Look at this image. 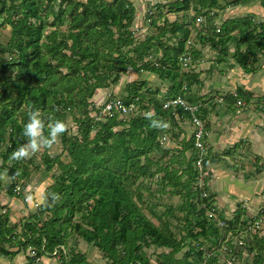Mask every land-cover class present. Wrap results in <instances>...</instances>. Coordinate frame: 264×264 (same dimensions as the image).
I'll list each match as a JSON object with an SVG mask.
<instances>
[{
  "label": "trees",
  "instance_id": "16d2710c",
  "mask_svg": "<svg viewBox=\"0 0 264 264\" xmlns=\"http://www.w3.org/2000/svg\"><path fill=\"white\" fill-rule=\"evenodd\" d=\"M168 1L153 7L161 15L158 19L152 10V15L147 14L156 32L137 37L133 30L137 8L132 0H0V27L11 28L9 42H0V173L7 170L11 179L7 193L22 199L32 172L41 168L35 155L22 161L10 159L25 142L22 129L29 105L41 111L45 135L50 118L66 122L67 131L60 140L71 160L64 162L61 154L43 150L44 172L53 174L55 183L48 187L40 211L21 224V233L19 225H9L7 213L0 215L1 256L14 260L33 248L35 257L57 251L62 264H90L81 253L68 257V238L78 236L94 245L110 264H152L147 253L152 247L158 264H225L220 256L227 260L232 253L241 261L245 246L235 247L233 240L243 242L242 235L258 219L243 218L240 209L232 219L219 212L215 195L206 187L211 171L205 177L206 189L198 185L212 161L207 157L202 167L197 166L196 132L187 135L172 155L165 144L180 119L194 122L186 107L199 108L195 116L203 123L204 141L209 132L204 106L214 99L195 95L193 88L201 84L200 75L183 69L202 57L191 46L193 34L197 33V42L211 44L225 60L231 57L243 71L253 74L260 56L264 57V21L256 22L250 14L229 18L220 28L216 25L220 12L253 0H228L226 4L221 0ZM259 1L264 8V0ZM165 7L172 13L193 10L194 15L187 24L171 22L161 12ZM230 45H234V53ZM129 70L153 74L170 87L163 93L159 88L148 89L147 80L133 81L126 85L123 96H112L107 102L120 98L138 112L121 115L114 110L106 120L96 121L92 112L105 105L91 100L98 90L120 83ZM179 98L186 107L165 108L167 102ZM253 99L251 92L239 88L220 103L231 111ZM259 100L257 106L264 112V96ZM151 109L152 119L165 121L167 128H154L146 115H139ZM69 116L78 126V135L68 129ZM212 159L215 162L218 157ZM56 166L61 174L55 172ZM17 171L20 174L14 175ZM4 187L0 180V189ZM52 192L61 199L49 207ZM166 195L179 197L181 203H165ZM213 211L224 226L209 217ZM252 234L248 247L252 264H264V236ZM223 246L228 254L213 251Z\"/></svg>",
  "mask_w": 264,
  "mask_h": 264
},
{
  "label": "rangeland",
  "instance_id": "374dc122",
  "mask_svg": "<svg viewBox=\"0 0 264 264\" xmlns=\"http://www.w3.org/2000/svg\"><path fill=\"white\" fill-rule=\"evenodd\" d=\"M135 7L137 8V20L135 22V25L133 27V30L136 32L137 37H146L148 34L155 33V28H153L150 25L149 20L146 18L147 14L150 15V11H153V17L159 18L161 17L160 13H156L154 11V6L161 3V4H168L170 1L168 0H132ZM223 4H226L228 0H221ZM171 10V9H170ZM169 10V8H164L163 15L167 17L168 20L171 22L178 20L179 23H189L191 15H194V11H190L188 13H172ZM254 15L256 22H262L264 21V8L262 7L259 0H253L251 2H248L246 5L239 6V7H229L226 11L220 12L219 18L216 20V25L218 28H220L223 23L229 19V18H236L246 15ZM161 19V18H160ZM202 21H205L203 19ZM163 23L160 22L159 25H162ZM11 35V28L8 26H1L0 27V42L4 45H6L9 42ZM197 33L195 32L193 34V38L191 39V46L196 47L197 51H200L202 53V57L200 60H197L196 62L192 61L188 62L191 67H184L185 73H197L200 75V85H195L193 88L195 95H202L209 99H214V103L216 101H219V104H209L207 107V115L205 116L206 122L205 124H209L211 127V130L209 132V144L207 145V149L204 152V158L206 159L208 157V160L212 162H208V172L206 174H203L202 177L199 179L198 185L206 189V187H210L211 191L210 193H213L215 195V201L216 205L219 209V212H224L226 214V219H232L234 217V214L237 212V210L240 209L242 211L241 213L244 214L243 218L249 219L250 217L256 218V215L260 213L259 208L262 210L264 209V198L260 195V207L257 205L253 206V200L256 199V195H251L249 191H247L245 194H240V192H234V188L238 189L239 187L235 184L236 181L240 182L242 180V176H245L246 183H251L253 179V175L255 176L257 173V170H259V167L255 165L253 156H262L261 154H254V152L257 151L255 147H252V145H248V143H244V147L242 148L240 146H235V142L239 140L240 138L246 137V133H244L242 136H238L237 140H233L234 142L227 145L226 142H221L216 140V137L219 139L217 131H215V128L221 129L222 131H226L224 127H221V124H226L225 122L228 119L230 120L231 127L232 124L242 126L244 122H246L247 115H249V111H254L258 117L262 118L264 116V112L260 109V107L257 106V104L260 102L259 98L264 96V81H261V72L264 71V57L263 55L260 56V62L256 65V72L253 74H247L243 69L237 65L231 57H229L227 60H225V57L219 55L218 52H216L212 47L211 44H208L204 46L203 44H200L199 41L197 42L196 39ZM234 45H230L231 53H234ZM194 60V59H193ZM262 64V68H259ZM262 70V71H260ZM260 71V73L258 72ZM255 75V76H254ZM138 79L141 80H147V88L152 90H158V88L163 93H166L168 88L170 87V84L165 81L163 82L161 79H159L157 76L150 74L148 72H141V73H135L132 70H129L127 75H123L121 78L120 83L113 84L109 88H106L104 90H98L95 97L91 100L95 102L98 106L104 105L109 98L112 96L121 97L123 96L125 92L126 85L137 81ZM239 88H244L247 92H251L254 95L253 102L251 104H248V107H245L244 102L239 103L235 110L232 108L231 111H229L228 106L225 104L220 103L222 99L225 97V95H228L229 93H236ZM0 91H1V85H0ZM258 92V93H257ZM207 98V99H208ZM250 105V106H249ZM138 112V108H136ZM249 110V111H248ZM228 111V116L230 118L223 119V116H225ZM151 112L152 115H154V110L151 109L148 112H140L139 115H146L147 113ZM94 115V112H92V116ZM132 116H129L130 118ZM254 117V116H253ZM225 121V122H224ZM228 122V121H227ZM259 123L260 121L254 120L251 125H249L248 133L251 131V129L254 127L255 124ZM194 122L188 120V119H180L178 121L179 127H176L174 129V132L168 134L166 136V148H170L172 151L171 155L177 152L178 148H181L183 140L188 135V138L192 133L196 132V127L193 125ZM217 123H221L220 125ZM261 124V122L259 123ZM219 125V127H218ZM215 127V128H214ZM68 129L70 130L71 134L78 135V126L76 125L75 121L72 120V117L69 116L68 119ZM121 128H115L114 131H118ZM210 129V128H209ZM220 130V131H221ZM183 131H186V135L183 134ZM225 133V132H224ZM96 134V132H93V135ZM246 139V138H244ZM247 140H251V137H248ZM212 141V142H211ZM227 145V146H226ZM219 147V148H218ZM5 148V147H4ZM1 149V150H4ZM210 150V151H209ZM209 151V152H208ZM41 153H43V150L35 155L36 159V165H40V171L32 172V177L26 182V190L22 192L23 198L19 201L16 200L15 197L9 196L7 193V187L11 183V179L8 178V180L5 182V187L3 188L4 193H0L1 195V201L0 203H9L10 200L13 199V203L10 205H4L3 208L0 204V215H4L7 213V216L10 218V224L9 225H19L18 226V233H21L22 225L26 219L30 215H36L40 211V207L43 206V204L46 203L47 200V189L49 186L53 185L55 183V178L53 177V174L45 173L44 169L45 164L41 160ZM51 153L54 156L62 155V161L64 162H70V157H68L67 152H63L61 140L59 139L58 142L53 146L51 149ZM229 153V154H228ZM188 156H190V152L187 153ZM213 156L218 157V159L214 162ZM199 158H200V152H199ZM212 159V160H211ZM263 157L260 158V163L263 165ZM0 165H2V157L0 156ZM198 166V165H197ZM199 167V166H198ZM60 168L56 166L55 172L57 174H61ZM212 171V177L210 179V185L205 187V177L208 176V173ZM264 178H260L259 180H263ZM248 186V185H247ZM249 187V186H248ZM249 190H251L249 188ZM29 196L31 199L29 201L25 200V196ZM6 197V199H5ZM12 199H11V198ZM8 201V202H7ZM163 201L167 204H174L177 206L181 203V199L179 197H171L170 195H166L163 197ZM17 207H20V210H17ZM263 207V208H262ZM256 208V209H255ZM5 209L7 211H5ZM240 213V212H239ZM253 213V214H252ZM147 215L149 213L146 212ZM150 216V215H149ZM257 219V218H256ZM156 224L158 222L154 220ZM42 222L39 223V225ZM21 225V227H20ZM258 226V225H257ZM259 227V226H258ZM263 228L260 224V228H256L254 230L255 233H258ZM263 234V233H262ZM260 233V235H262ZM252 233L249 232L246 233V236L242 238L246 240L248 243V246L245 245V249L243 250V254L241 256V264H252L253 261V254L249 251L250 242L252 241ZM264 236V235H262ZM233 243L235 247L243 248L240 242L238 241V238L233 240ZM31 247V246H30ZM67 253L69 259H72L75 254H84L87 258L88 263L90 264H110V261L105 259L102 252H100L94 245L88 244L84 239L78 237V236H71L68 238L67 241ZM220 247H215L213 251L219 250ZM74 250V251H73ZM34 251L33 248H29L27 251L22 252L19 254V257L17 258V261H26L30 259L29 257L32 256V252ZM155 249L154 247L147 249L148 255L151 257L152 264H158V258L154 256ZM184 253V252H183ZM224 254V253H223ZM1 256V255H0ZM2 258V257H1ZM43 260H45V263L48 264L49 261L61 264L62 263V257L60 255H54V257H51L50 253H46L43 255ZM178 258H183L182 254H179ZM220 262H225L224 257L220 256ZM205 264V263H204ZM210 264V262H209Z\"/></svg>",
  "mask_w": 264,
  "mask_h": 264
},
{
  "label": "crops",
  "instance_id": "0c3cea01",
  "mask_svg": "<svg viewBox=\"0 0 264 264\" xmlns=\"http://www.w3.org/2000/svg\"><path fill=\"white\" fill-rule=\"evenodd\" d=\"M259 68H262V64L260 65ZM260 71H262V70H260ZM260 71H258V72L260 73ZM261 75L263 76V77H261L262 78L261 81H264V71L261 72ZM244 106L245 107H248V104H244ZM225 114L226 115L223 116V119L230 118L228 116V111ZM247 116L248 117L246 119V122H244L242 126H239V125H235L234 126V124H232V127H231L230 126L231 125L230 120H232V118H231V119H228L227 120L228 122L227 121L226 122L224 121L226 124L217 123L219 125L221 124V127H224V129H226V131H222L221 129H220L221 130L220 131L218 128H215V127L214 128H215V131H217L218 136H219V139L216 137V140L221 141V142H226L227 145H229L230 143L234 142L233 140L236 141L237 138H238V136H242L244 133H246L247 135H246V137H244L246 139H244L242 137L239 140H237V142H235L234 145L235 146L236 145L237 146H240L241 145V147L243 148L244 147V143H248L249 142L248 145H252V147H255L257 149V151L254 152V154H258L259 153V154L262 155V156H259L258 155V156H255V157L253 156L255 165L257 167H259V170H257V173H256L255 176L253 175V179H252L251 183L250 182L249 183H246L247 181H246L245 176H242V178H241L242 180H240V182H237L236 181V183H235L239 188L238 189H235L234 188V192H233V193H235V192L242 191V192H240V194L243 195L247 191H249L251 193V195H253V194L256 195V197H255L256 199H254L252 201L253 202L252 203L253 206H256V203H257V205L260 207V202H261V200L259 199L260 198V195H261V197L264 198V179L263 180H259L260 178H264V166H260L262 164V162L261 163L259 162L260 161V158L263 157V155H264V116L262 118H260V117H258V115H256V113H254V111H251V110L249 111V115H247ZM257 119L261 122V124H259L260 122L259 123L257 122V124H255L254 127L251 129V131L248 133V129L250 128L249 125H251V123H253L254 120H257ZM219 125H218V127H219ZM210 130H211V127L209 129V132H210ZM209 132L207 134V139H206L207 145H210L209 142H208V140H209ZM248 137H251L252 141L251 140H247ZM263 165H264V160H263ZM249 188L251 190H249ZM2 190H3V188L0 189V193L1 192L4 193ZM5 199H6V197H5ZM1 200L2 199H1V195H0V201ZM16 200L19 201V199H17V198H16ZM10 201H11V204H12L13 203L12 202L13 199L10 200ZM10 201H9V203H6V204H4V203H0V204L4 208L5 207L4 205H10ZM14 204L15 203H13V205ZM17 210L19 211L20 210V207H17ZM259 210H260V213H258V215H256V218L263 221V224L261 225V226H263V228L258 233L259 234L260 233L261 234L263 233L262 235H264V209L261 210L259 208ZM5 211H7V210L5 209ZM54 255H51V257L53 258ZM17 257H19V255ZM43 261H44V264H46L45 263V260H43ZM15 263H17V264H31V260L28 259L27 262L26 261H19V260L17 261V258H15L14 260H10V259H8V258H6L4 256H0V264H15ZM48 264H58V263H55V262L52 263V261H49Z\"/></svg>",
  "mask_w": 264,
  "mask_h": 264
},
{
  "label": "clouds",
  "instance_id": "9594fccd",
  "mask_svg": "<svg viewBox=\"0 0 264 264\" xmlns=\"http://www.w3.org/2000/svg\"><path fill=\"white\" fill-rule=\"evenodd\" d=\"M27 123L23 125L22 136L25 142L11 153L10 159L15 161H22L29 159L37 153L45 149H52L58 142L60 137L67 131V124L61 119H52L47 124L48 133L45 135V123L42 119L41 111L35 105H29L27 109ZM147 118L151 121V126L158 129H165L168 124L162 120L152 119V113H147ZM17 171L14 175H19ZM8 172L5 170L0 173V180H8ZM50 199L49 207L55 205L61 199L58 193L52 192L48 194ZM31 198L25 196V200L29 201Z\"/></svg>",
  "mask_w": 264,
  "mask_h": 264
},
{
  "label": "built area",
  "instance_id": "2783aa9c",
  "mask_svg": "<svg viewBox=\"0 0 264 264\" xmlns=\"http://www.w3.org/2000/svg\"><path fill=\"white\" fill-rule=\"evenodd\" d=\"M150 14L152 15V11L150 12ZM104 105H105L104 107H97L99 109V112H94L93 117H94V119L96 121H104V120H106V117L108 115H110V113H112L114 110H116L117 112H120L121 115H125L126 113H128V112H130L132 110H136L134 108V105L131 106L130 108H128L126 105H124L123 100L120 99V98L110 99ZM178 105H182V106L186 107L185 101L182 100L181 98H179L177 100H173V101L167 102L165 108H169L170 106H175L176 107ZM186 109H188V110H190L192 112L193 121L196 124V126H195L196 127V146L200 150V158H199V160L197 162V165L199 167H202L203 159H204V152L207 149V143H206V141L203 140V138L205 136V129H204L202 121L198 117L195 116L199 112V108L198 107H186ZM92 128L95 129L94 126ZM209 217L214 219V221L216 223L221 224L222 226L225 225L224 222L219 221L218 213L213 211V212L209 213ZM260 224L262 225L263 221L258 219L256 221V226L255 225L254 226L253 225L250 226L246 230V232L244 233L243 237L246 236V233L247 234L249 232L252 233V232H254V230L256 228H260ZM31 234H32V232H31ZM240 244L241 245H238V246H243L244 247L247 244V242H246V240H244L243 242H240ZM227 251H229L228 248L226 246H223V249H221V247H220V249L217 250L216 252H223L224 254H228ZM55 255H58L57 251L55 252ZM211 256H212V253H210L208 257H211ZM32 257H33V260L31 261V264H44L43 258L42 257H40V258L39 257H35V254L33 252H32ZM224 263L225 264H241L239 259H238V255L234 254V253H232L231 256L227 260H225ZM15 264H17V263H15ZM205 264H209V262L207 261Z\"/></svg>",
  "mask_w": 264,
  "mask_h": 264
}]
</instances>
